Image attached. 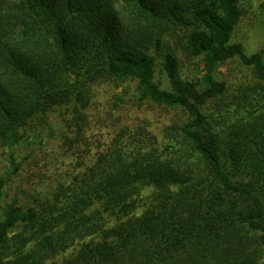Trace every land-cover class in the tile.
I'll list each match as a JSON object with an SVG mask.
<instances>
[{
  "label": "trees",
  "instance_id": "16d2710c",
  "mask_svg": "<svg viewBox=\"0 0 264 264\" xmlns=\"http://www.w3.org/2000/svg\"><path fill=\"white\" fill-rule=\"evenodd\" d=\"M243 2L0 0V144L62 109L80 154L71 183L37 207L2 204L0 176V264H264V55L233 42ZM181 31L200 80L167 44ZM232 60L259 89L230 93L218 70ZM128 80L137 90L114 99L116 115H89L95 86ZM228 97L260 107L215 131L208 105L229 110ZM173 111L188 121L164 124Z\"/></svg>",
  "mask_w": 264,
  "mask_h": 264
},
{
  "label": "rangeland",
  "instance_id": "374dc122",
  "mask_svg": "<svg viewBox=\"0 0 264 264\" xmlns=\"http://www.w3.org/2000/svg\"><path fill=\"white\" fill-rule=\"evenodd\" d=\"M245 13L235 29L233 42L242 44L249 54L261 52L264 55V0H245L243 2ZM183 31L178 36H169L167 44L178 49L181 60V73L185 78L200 80L201 60L191 58L187 55L185 42L182 41ZM162 59L160 55L157 60L156 80L162 88H168L167 79L162 72ZM219 78L224 81L230 93H236L238 89H259V82L249 67L242 65L238 60H232L224 64L218 70ZM137 81L128 80L123 86L117 88L114 84L100 83L94 87L93 102L88 109L89 115L109 117L116 115L113 111V101L120 96L126 88L129 96L136 92ZM253 94V91H249ZM127 99V98H126ZM259 97H253L250 102H245L242 108L232 105L234 99H225L227 104L232 105L228 110L222 106L217 108L215 104L208 105V112L216 118L213 121L215 131H233V127L251 118V115L260 106L256 104ZM262 103H264L262 101ZM223 104V103H221ZM150 109L155 107L147 106ZM222 115V116H221ZM162 116L154 111L152 122L156 124L152 129L162 142L163 133L159 119ZM172 118L161 121L164 124L185 123L187 115L183 112L173 111ZM72 114L67 110L57 111L41 115L30 121L29 127L20 132L17 142L0 144V176L6 178L7 183L4 189L2 204L12 205L16 200L19 205L37 207L40 204L54 201L55 196L60 192L62 186H67L76 174L80 154L75 151L78 146H73L70 141L73 139ZM109 140L103 139L106 148ZM151 188L144 191L149 196ZM143 208H140L142 210ZM72 251L70 249L67 253ZM67 255V254H65ZM65 255L58 256L55 261H60Z\"/></svg>",
  "mask_w": 264,
  "mask_h": 264
}]
</instances>
